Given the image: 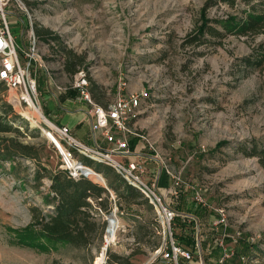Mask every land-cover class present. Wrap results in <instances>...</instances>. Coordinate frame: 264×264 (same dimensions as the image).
I'll use <instances>...</instances> for the list:
<instances>
[{
	"label": "rangeland",
	"instance_id": "374dc122",
	"mask_svg": "<svg viewBox=\"0 0 264 264\" xmlns=\"http://www.w3.org/2000/svg\"><path fill=\"white\" fill-rule=\"evenodd\" d=\"M20 1L10 2L7 16L15 42L26 40L31 21L44 42L41 65L37 62L32 70L41 113L59 124V111L51 116L46 111L49 105L56 107L55 99L46 101L43 90L51 88L59 96V91L71 89L73 77L63 75L61 66L67 52L81 58L74 67L86 68L93 102L92 90L100 99L96 103L102 105L115 98L113 89L121 95H139L140 113L130 129L134 140L142 139V152L151 156L145 175L153 176L155 159L159 166L180 171L185 183L203 190L210 205L225 207L230 230L237 228L244 238L254 239L249 248H239L248 256V264H264V157L243 151L264 143V70L243 63L260 49L264 54V32L226 33L218 22L229 15L245 16L253 7L264 10V0ZM203 7L207 26L214 31L206 32L196 44L187 43L201 23ZM17 18H24V24H16ZM55 30L60 31L58 39L51 37ZM47 31L50 34L45 35ZM43 70L53 82L49 89L39 83ZM0 119L18 130L0 131V139L26 143L36 155V159L13 157L17 176L7 162L0 166V264H98L102 253V264H115L106 262L111 253L128 257L131 252L130 263L142 264L159 238L153 229L155 209L142 193L135 203L120 200L123 209H119L111 191L112 209L106 213L96 207L93 212L97 221L105 223L102 237L92 234L84 246L40 239L44 247L38 249L14 242V230L31 221L30 206L53 211L39 193L48 191L49 181L44 178L34 192V173L42 166L62 168L56 148L42 131L45 119L37 108L20 103L5 84H0ZM220 141L227 144L217 147ZM100 176L103 181H92L106 186V177ZM182 193L178 206L184 210L188 203L194 206L192 191ZM113 210L120 223L115 229L111 224L106 242L107 217Z\"/></svg>",
	"mask_w": 264,
	"mask_h": 264
},
{
	"label": "built area",
	"instance_id": "2783aa9c",
	"mask_svg": "<svg viewBox=\"0 0 264 264\" xmlns=\"http://www.w3.org/2000/svg\"><path fill=\"white\" fill-rule=\"evenodd\" d=\"M11 1L0 0V82L16 93L20 103L22 101L40 112L41 117L45 119V128H42V131L56 148L60 167L70 177L76 180L82 177L92 180L95 175H101L84 162L82 157L94 163L112 166L125 182L139 190L153 205V229L159 238L142 264H156L158 260L165 264H231L235 257L240 260V264H248V256L239 252V248L253 243L254 239L244 238L242 231L237 228L229 229L228 211L224 206L210 205L201 188L185 183L180 171L169 170L167 164H160L159 174L155 173L148 178L145 175V160L126 161L131 153L128 146L129 135L133 133L130 122L140 113L139 95L119 94L106 107L94 104L87 89V70L79 66L68 88L77 89L82 99L94 104L90 127L94 145L78 140L68 125L49 121L41 113L37 102L36 77L32 75L37 62L41 65L39 37L34 32L31 21L30 27L26 29V40H22L19 45L15 42L7 18L11 13ZM15 21L18 25L24 24V18H17ZM65 89L67 88L63 90ZM100 136L110 144L109 147L98 144ZM162 171L168 176L170 184L161 189L158 181ZM187 190L192 191L190 199L196 207L202 209L205 216L177 208L181 205L182 192ZM98 210L103 212L100 207Z\"/></svg>",
	"mask_w": 264,
	"mask_h": 264
},
{
	"label": "trees",
	"instance_id": "16d2710c",
	"mask_svg": "<svg viewBox=\"0 0 264 264\" xmlns=\"http://www.w3.org/2000/svg\"><path fill=\"white\" fill-rule=\"evenodd\" d=\"M201 12V23L196 25L195 36H188L186 38L187 43L192 44L195 43V41L198 43L206 32L213 30L211 26H207L208 21L205 16L204 7L201 9ZM218 22L225 28L226 33L253 35L264 32V10L253 7L248 10L245 16L237 17L229 15L224 18V20H218ZM36 31L39 32L38 30ZM48 34H50V31L45 32V35ZM255 54V57H245L243 63L248 67L264 70L263 52L260 49ZM71 58L74 59L71 60ZM80 61V57H76L75 54L67 52L65 69L73 71L76 63L78 64ZM39 76V82L41 83L44 78L42 74H39ZM0 84L3 83L0 82ZM92 98L95 102H100L99 96L94 90H92ZM7 130L14 129L10 124H4L0 119V131ZM14 131L18 132L17 129ZM225 144H227V142L220 141L217 147H221ZM30 148V145L18 142L14 140V138H1L0 166H4V162H7L10 166L12 175L17 176V164L13 157L15 155H20L29 159H36V155L31 153ZM243 151L248 155L259 154L264 157V143L261 147H258L256 144L253 145L252 150L243 147ZM82 160L91 165L94 163L85 157H83ZM93 168L96 172L106 177V186H102L98 183L96 184L89 178L82 177V179L76 180L70 177L65 170L59 168H54L52 170L48 166H42L34 173V184L31 186L34 192H38V186L42 184L44 178L49 181L48 191L46 193H39L43 203L53 207V211L45 213L42 207L38 205L30 206L31 221L25 228L14 230V242L18 245H27L40 249V247L43 248L44 245L39 243V241L40 239H45L53 243L61 242L80 247L88 244L92 234L102 237L105 223L99 222L94 218L93 212H97L95 208L100 207L106 213L112 209L113 206L109 204L111 191L116 195L117 199L115 204L119 209H123L120 200L125 204L135 203L136 199L141 197V193L125 182L118 173L112 170V167L111 169L110 167L98 163L93 165ZM144 233L147 234L146 232ZM139 240L140 238H138L137 241ZM156 244L157 243L154 242L152 246L154 247ZM250 245L245 244V248H249ZM131 255H134V253L131 252L128 257L111 253L106 262L110 263L112 261L115 264H132L129 261ZM231 264H240V260L235 257L231 261Z\"/></svg>",
	"mask_w": 264,
	"mask_h": 264
},
{
	"label": "crops",
	"instance_id": "0c3cea01",
	"mask_svg": "<svg viewBox=\"0 0 264 264\" xmlns=\"http://www.w3.org/2000/svg\"><path fill=\"white\" fill-rule=\"evenodd\" d=\"M54 32L55 33L51 34V37H54L56 39H58V37L60 38V36H61L60 31L55 30ZM46 41H47V43L52 42L50 40V38H46ZM42 45H44L43 40H39L40 51H41V48H43ZM41 62L42 61H41V56H40V63ZM61 66H62V68H64L63 75H66V76L69 75L70 77H73V78H74L75 71L79 68L78 67L76 70H75V68H73V71H68L65 69V62ZM40 73H42V77L44 78V80L42 82L43 86H45L46 89H49L51 84L53 83L51 80V76H49L47 74V72H44V70L41 71ZM113 91L116 95L114 99H116L120 93H118V91H116V89H113ZM43 92H44L43 98H45L46 101H49L51 103L55 99L54 102L56 104V107L49 105L46 108L48 115L51 116V113H53L54 111L55 112L59 111V115H58V118L60 119L59 124L68 125L71 133L78 140L83 141L84 143H86L88 145H94V141L92 139L91 129H90L91 121L93 119L94 104L106 107L109 105V103L108 104L105 103L104 105L98 104V103L93 102V101L92 102L94 104L88 103L79 96V91L77 89H74V88H71L68 91H63L62 93L59 91L58 92V93H60L59 96H57L56 93H54L51 90V88L48 91L43 90ZM113 100H111V101H113ZM115 132L117 133V131H115ZM131 135H129L128 143L130 146H132V149H131V153L127 157L126 161H138V162H140L141 160L142 161L145 160L146 161L145 164H148L149 161H151V159H150L151 156L142 152V149L145 148L142 139L138 138L137 140H134V137H132ZM97 142L102 147H109L110 146V144L107 143V141L101 136L98 138ZM154 162H156V166L153 169V171H151V174L153 175L156 173V175H158L159 174L158 170L160 169L159 162L156 159L154 160ZM147 177L150 178L149 175ZM168 180H169L168 176L162 171L160 173V177H159V181H158L159 187L161 189L168 187L170 184ZM194 206L192 204L188 203L186 209H188V211L196 212L199 215L205 216L204 212L199 213V211ZM177 208L180 210H184V209L180 208L179 206H177ZM108 218H109V220L110 219L116 220V222L114 223L115 228H116V224L120 223L119 217L114 212L109 217H107V219ZM162 264H165V263L162 262Z\"/></svg>",
	"mask_w": 264,
	"mask_h": 264
},
{
	"label": "bare ground",
	"instance_id": "6f19581e",
	"mask_svg": "<svg viewBox=\"0 0 264 264\" xmlns=\"http://www.w3.org/2000/svg\"><path fill=\"white\" fill-rule=\"evenodd\" d=\"M93 179H95V180L99 179V180H102L103 181V178H101L98 175H95ZM114 223H115L114 220L113 219L112 220L110 219L109 224L107 225L106 232H105V235H106V238H107L106 239V242L108 241V237L111 236L110 234L112 233L113 229L115 228L113 225H111V224H114ZM110 226H113L114 228L112 230H110ZM103 255H104V253H102L99 256V258H98V260H99L98 264H102Z\"/></svg>",
	"mask_w": 264,
	"mask_h": 264
},
{
	"label": "water",
	"instance_id": "95a60500",
	"mask_svg": "<svg viewBox=\"0 0 264 264\" xmlns=\"http://www.w3.org/2000/svg\"><path fill=\"white\" fill-rule=\"evenodd\" d=\"M115 213V212H114ZM111 214H113V213H110L109 215H108V217L111 215ZM107 220V219H106ZM107 222H108V220H107ZM105 232H106V229H105Z\"/></svg>",
	"mask_w": 264,
	"mask_h": 264
}]
</instances>
